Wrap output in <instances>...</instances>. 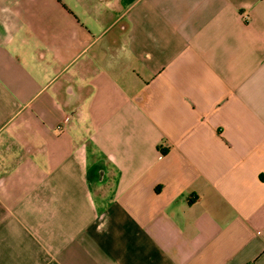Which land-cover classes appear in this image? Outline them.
Listing matches in <instances>:
<instances>
[{
  "label": "crops",
  "instance_id": "crops-1",
  "mask_svg": "<svg viewBox=\"0 0 264 264\" xmlns=\"http://www.w3.org/2000/svg\"><path fill=\"white\" fill-rule=\"evenodd\" d=\"M0 264H264V0H0Z\"/></svg>",
  "mask_w": 264,
  "mask_h": 264
}]
</instances>
